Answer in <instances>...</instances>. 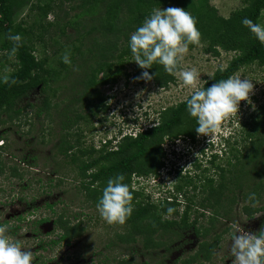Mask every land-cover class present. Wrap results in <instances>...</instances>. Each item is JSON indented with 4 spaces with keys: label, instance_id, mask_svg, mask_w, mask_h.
Wrapping results in <instances>:
<instances>
[{
    "label": "rangeland",
    "instance_id": "374dc122",
    "mask_svg": "<svg viewBox=\"0 0 264 264\" xmlns=\"http://www.w3.org/2000/svg\"><path fill=\"white\" fill-rule=\"evenodd\" d=\"M207 3L222 17H227L231 11L243 5L241 0H208ZM103 5V0H90V3L83 7L81 0H30L18 8L13 15L14 22H19L26 30L34 49V56L37 59H45L44 67L48 70L45 76L48 80L46 84L36 86L21 99L22 102L28 101L45 106L38 117L33 115L32 109L26 108L20 118L10 122L0 121V135H5L7 138V143L4 142L7 147L2 152L3 160L9 165L15 164L18 169L16 177L1 182L0 218L6 219L8 223H12L17 214H21L24 218L19 221L22 229L18 239L26 250L33 252L34 264H114V260L128 257L130 254H132L131 264H180L182 259L194 253L200 241L190 227L182 230L179 236L166 243L165 247L145 250L139 248L138 243L106 247L105 244L113 240L114 233L119 231L118 225L107 223L100 216L96 206H90L84 201L82 194L74 187L78 179L74 166L65 163L64 157L57 154L54 148L60 135L59 120L65 119L66 116L72 118L73 113L78 112L83 117L67 131V135L72 141L78 137L76 143H81V147L91 145L97 148L123 121H119L121 117L119 119L117 116L113 117L112 112L120 114L121 111L125 116L124 121L132 116L135 117L139 124H133L136 130L132 132L137 133L142 130L141 128L154 125L163 109L174 107L191 94V89L185 87L175 75L173 80L163 87L152 80L140 83L133 80L131 75L138 65L132 55L119 56L118 50H113L114 58L108 62L110 69L107 74H113L112 80L104 84L99 83L98 80L104 72L100 69L86 77L88 82L94 81L91 84L94 87L87 89L84 87L80 80L87 73L88 66L93 63L92 45L105 46L110 39L103 38L97 30L90 34L88 31L91 24L100 25V29L104 27L106 16ZM169 7L178 6L168 2L156 8ZM99 18L102 19L100 24L97 21ZM257 23L264 25V9L260 11ZM142 24L143 22L139 27ZM135 30L129 32V41L130 35ZM127 43V40H119L117 46L124 48ZM205 46L206 41L202 39L200 46L190 45L189 52L182 62V67L185 69L194 67L198 70L200 87L215 69L223 68L234 54V51H223L219 48H216L217 54H213L206 51ZM66 52L70 53L71 65L65 64L62 60ZM118 66L121 68L120 73L114 74ZM14 68V58L5 51H0V78L8 75ZM236 75L253 81L254 93L250 95L251 103L242 101L238 115L225 120L210 142H207L209 137L203 136L201 139L198 134L193 137L181 133L176 136H164L159 144L161 151L164 144L176 138L185 140L192 138L195 144L192 148L194 154L188 159H179V165L173 171L169 163L164 165L162 152L160 166L166 168L158 167L161 170L156 175L160 176L157 177L153 173L135 174L138 180L133 189L140 191L135 200L147 201L157 206L165 197H175L177 214L171 216L166 214L163 218L174 217L179 220L186 210L184 217L190 226L191 223L195 226L207 224L211 214L208 208L199 204L202 191L205 192L207 185L216 182L218 167L223 168L224 178L231 174L230 169L233 167L232 164H235L234 154H237L246 142V131L256 127L257 122L264 116V65L251 63L239 68L231 76ZM113 86L116 87L114 92L109 89ZM94 91L103 97L100 104L93 95ZM114 93L116 97L107 98ZM42 97H45L43 104L40 102ZM90 101L93 103L90 104ZM105 104L113 108L106 110ZM98 105L99 107L96 108ZM145 109L146 113L143 112ZM62 112L66 115L63 116ZM143 114H147V117ZM2 117L3 115L0 114V118ZM260 125L262 128V124ZM219 138H224L223 147L221 148L219 144L215 148ZM174 141L177 143V140ZM206 142L209 147L199 150ZM108 145L110 146L111 142ZM202 151L206 154L200 156ZM95 154V152L90 153V157H94ZM212 155L216 156L212 157ZM194 156L195 162L191 163V158ZM84 157H87V154ZM167 169H170V172H167ZM247 176L255 175L249 173ZM243 190H246L245 187ZM31 198L35 200L32 205H40L34 210V214L31 213L30 208ZM247 198L242 199L238 195L231 206L230 216L217 219L214 231L218 233L221 229L227 230L219 237L210 259L207 261L198 259L190 264H232V258L227 251L228 236L231 231L229 225L232 222H240L246 231L251 232H259L264 228V208L257 210L251 216L240 211L241 206L248 203ZM44 200L55 202L53 208L56 213L64 209L66 214H81L84 223L82 234L68 244L59 243L51 247L45 244V248H38L36 237L46 241L55 238V233L59 232L55 229L51 233L52 226L49 223H44L40 227H34L30 223L35 215H46L49 218L55 216L56 213L52 214L43 209L41 205ZM263 202L264 192L260 196L259 204ZM82 204L83 206H80ZM201 209L203 212L200 216ZM108 259L112 261L108 262Z\"/></svg>",
    "mask_w": 264,
    "mask_h": 264
},
{
    "label": "trees",
    "instance_id": "16d2710c",
    "mask_svg": "<svg viewBox=\"0 0 264 264\" xmlns=\"http://www.w3.org/2000/svg\"><path fill=\"white\" fill-rule=\"evenodd\" d=\"M208 0H103V11L106 16L104 27L100 29V25L91 24L89 34L97 30L100 35L106 39L105 46L92 45L93 51L91 59L93 63L88 66L87 73L80 80L86 87H94L88 82L86 77L103 69V76L98 80L99 83L112 80L113 74L108 75L110 69V60L114 58L113 50H118L119 56L132 55L129 47V32L141 25L144 20L150 16L153 8L163 6L168 2L176 4L185 11L190 12L197 19V27L201 33V39L206 41L205 50L213 54H217L219 48L223 51H234L233 56L229 59L223 68H217L202 84V88H208L212 84L227 79L239 68L256 63L264 65V44L245 27L242 20L247 17L257 23V18L262 9H264V0H241L243 5L231 11L227 17L218 15L214 7L209 6ZM30 0H0V51L11 53L13 42L8 39V35L19 34L22 37V44L18 48L14 58V70L8 75L18 81L15 85L3 83L0 78V118L1 122H10L16 118H20L24 109L33 110V115L38 117L45 106H39L21 99L38 85L47 83V68L44 67L45 59H37L33 54L31 40L28 38L26 30L21 27L20 23L14 22L13 15L15 11ZM90 0H81V6L88 5ZM101 18L97 21L100 24ZM78 32V30H75ZM105 31V32H104ZM121 41H128L127 45L122 48L117 46ZM121 68H115L114 74H119ZM144 71H148L153 76L152 81L164 86L173 80L174 75L168 74L162 65L154 64L152 68L144 70L139 66L131 75L133 80L137 82L145 81L137 79ZM84 92V91H83ZM94 97L100 104L103 97L97 91L93 92ZM106 96V95H104ZM190 98V95L187 97ZM186 98V99H187ZM186 99L179 102L174 107L163 109L160 112V122L150 126L135 136H123L117 141L113 149H107L105 145L97 148L89 145L81 147V143H76L78 137L71 140L67 135V131L83 117L80 113H73V117H64L59 120L58 141L55 144L57 154L64 157V162L74 166L77 174L75 181V189L82 194L85 202L90 206H96L102 197L103 189L106 187L110 178L118 174L125 177L124 183L128 184L133 193V212L123 225L117 224L119 231L113 235V240L108 241L106 247L119 246L120 244L128 246L138 243L141 249H156L165 247L166 243L176 239L182 230L191 228L195 236L200 238L197 249L194 253L180 261V264H190L200 259L207 261L210 259L213 249L225 229H221L218 233L214 231L215 223L218 218H228L230 216L231 206L234 204L236 197L239 195L242 199H246L248 203L241 206V212L251 216L257 210L264 208L263 204H259L260 196L264 192V116L257 122V126L246 131V142L242 149L234 154V165L237 168H231L230 175L223 177V168L218 167L219 173L214 184L207 185L205 192L202 191L199 204L210 211L207 224L198 225L187 223L184 217L186 210L182 213L181 219L176 220L174 217L170 219L163 218L167 214V209L172 207L175 211L171 215L177 214L175 200L173 197L169 200H162L157 206L147 201H137L135 198L139 195L137 189L131 188L130 176L132 173L136 175L155 174L157 168L161 165L160 157L162 151L161 144L164 136H176L178 134H186L193 137L197 132L196 119L191 117L187 111ZM45 97L40 102L45 103ZM93 101H90L92 104ZM106 106V105H105ZM99 105L96 107L98 108ZM63 116L66 114L61 113ZM262 124V128L260 127ZM0 186L1 182L14 178L18 175L16 165L7 164L2 157L5 151L7 138L0 135ZM75 149V150H74ZM96 153L94 157H90V153ZM87 154V157H84ZM216 155H212L215 157ZM249 173H253V177H246ZM24 186V185H22ZM26 186V185H25ZM245 187V191L243 188ZM195 187H193L194 189ZM255 194V199H250L251 194ZM35 200L30 199V208L35 210L39 206L32 205ZM55 202L44 200L43 209L54 214L53 208ZM80 206H83L80 205ZM203 211L199 212L201 216ZM184 217V218H183ZM21 215L15 216L12 223L4 218H0V224H10V234L17 238V233L22 229L19 221ZM43 222L52 224L51 233L55 229L59 232L55 233L56 237L43 241L41 238L36 240L38 248H45V244L51 247L59 243L68 244L73 239L78 238L84 230L82 216L79 213L66 214L61 209L55 216L48 217L40 215L33 218L31 224L34 226ZM122 228V230L120 229ZM209 237V238H208ZM116 245V246H115ZM113 248V247H112ZM107 261V258H106ZM112 260L108 259V262ZM114 264H131L132 254L128 257H121L113 261Z\"/></svg>",
    "mask_w": 264,
    "mask_h": 264
},
{
    "label": "clouds",
    "instance_id": "9594fccd",
    "mask_svg": "<svg viewBox=\"0 0 264 264\" xmlns=\"http://www.w3.org/2000/svg\"><path fill=\"white\" fill-rule=\"evenodd\" d=\"M242 23L261 44H264V25L255 23L247 17L242 20ZM8 39L13 42L14 46L11 49L10 57H14L22 44V37L19 34L10 33ZM190 45H201V33L197 27V19L181 7L153 8L142 26L130 35L129 41L134 62L141 69H150L154 64L162 65L168 74L177 76L185 87L191 89L190 98L186 99L187 111L191 117L196 119L195 131L197 134L201 136V139L203 136L209 137L207 142H210L225 120L238 115L242 101L251 103L250 95L254 93V84L252 80L236 75L222 79L206 89L200 87L198 70L194 67L190 69L182 67ZM62 60L65 64L71 65L70 53L66 52ZM137 79L150 81L153 76L148 71H144ZM2 80L3 83L10 85L18 83L16 79L10 78L7 74L2 77ZM109 89L114 92L116 87L113 86ZM109 97H116L115 93L110 94L107 98ZM119 112L122 116L118 113H111L113 117L117 116L118 119L121 117L119 121H123L112 135L103 140L101 145H105L107 148L115 146L121 137L135 136L151 126L141 128L142 130L134 133L132 131L136 130V127L133 124H139L136 118L132 116L124 121L125 116L121 111ZM143 112L146 113V109ZM115 123L116 121H114ZM191 139L176 138L174 140H177V143L172 140L164 144L162 146L164 165L169 163L174 171L179 165V159L191 157L194 154L192 148L195 145ZM109 142H111L110 146ZM207 142L199 150L209 147ZM223 142L224 138H219L215 148L219 144L222 148ZM205 154L202 151L200 156ZM195 159V156L192 157L191 163H194ZM163 168L165 169L166 166L161 169ZM160 170L157 169L154 175L159 174ZM167 172H170V169H167ZM131 176V186L134 188L138 176L135 173H132ZM124 180L123 174L110 178L97 204L100 216L109 224L123 225L133 212V193ZM164 199L171 198L165 197ZM250 199H255L254 193L251 194ZM174 211V208L169 207L167 216H171ZM229 227L231 231L228 236L227 251L232 258V264H264V228L259 232L246 231L240 222H232ZM10 228V224H0V264H34L33 252L26 250L21 240L10 234Z\"/></svg>",
    "mask_w": 264,
    "mask_h": 264
},
{
    "label": "flooded vegetation",
    "instance_id": "af4514ba",
    "mask_svg": "<svg viewBox=\"0 0 264 264\" xmlns=\"http://www.w3.org/2000/svg\"><path fill=\"white\" fill-rule=\"evenodd\" d=\"M107 86H108V84H107ZM108 88H109V87H108ZM110 88H111V87H110ZM105 105H106V104H105ZM105 109H106V110H109V109H111V106L107 107V105H106V106H105ZM144 117H147V114H145ZM159 122H160V116L158 117V121H157L155 124H158ZM151 126H152V125H151ZM107 149H113V147H111V148H107ZM157 169H158V168H157ZM175 201H176V200H175ZM31 210H32V209H31ZM35 210H36V208H35ZM201 210L203 211V209H201ZM31 213L34 214V210H32ZM31 213H30V216L32 215ZM17 215H21V214H17ZM17 215H16V216H17ZM165 215H166V214H165ZM38 216H39V215H35L34 218H36V217H38ZM21 217H22V216H21ZM22 219H24V218H22ZM22 219H21L20 221H22ZM32 220H33V219H31V221H32ZM28 221H29V220H27V222H28ZM31 221H30V223H31ZM44 223H49V224H51L50 222H43V223L38 224V225H36V226L40 227V226H41L42 224H44ZM19 224H20V222H19ZM33 226H34V225H33ZM51 226H52V224H51ZM34 227H35V226H34ZM20 231H21V230H20ZM20 231H19V233H21ZM19 233H17V238H18V236H19ZM55 237H56V236H55ZM36 239H37V238H36ZM36 246H37V244H36Z\"/></svg>",
    "mask_w": 264,
    "mask_h": 264
},
{
    "label": "built area",
    "instance_id": "2783aa9c",
    "mask_svg": "<svg viewBox=\"0 0 264 264\" xmlns=\"http://www.w3.org/2000/svg\"><path fill=\"white\" fill-rule=\"evenodd\" d=\"M103 142V141H102ZM99 147V146H98ZM131 188H132V186H131Z\"/></svg>",
    "mask_w": 264,
    "mask_h": 264
}]
</instances>
